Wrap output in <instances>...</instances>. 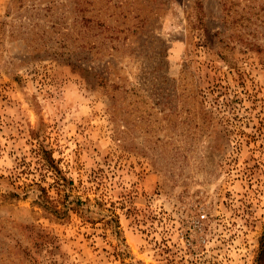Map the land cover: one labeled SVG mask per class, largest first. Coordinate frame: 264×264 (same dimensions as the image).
<instances>
[{
    "label": "rangeland",
    "instance_id": "obj_1",
    "mask_svg": "<svg viewBox=\"0 0 264 264\" xmlns=\"http://www.w3.org/2000/svg\"><path fill=\"white\" fill-rule=\"evenodd\" d=\"M262 234L264 0H0V264H256Z\"/></svg>",
    "mask_w": 264,
    "mask_h": 264
},
{
    "label": "trees",
    "instance_id": "obj_2",
    "mask_svg": "<svg viewBox=\"0 0 264 264\" xmlns=\"http://www.w3.org/2000/svg\"><path fill=\"white\" fill-rule=\"evenodd\" d=\"M37 156H38V160L42 166H44L48 170H50V169H52V171L57 170L55 159L53 158L50 149L44 148L43 146H40L38 148V151H37ZM35 185L37 186L38 189H40L41 193L38 195L39 197H43L44 195L47 196V192H46L47 190H46L45 186L41 185L40 182H35ZM39 201H40V203H45V202H43L44 198H40ZM53 210L57 211L56 208H54ZM255 263L256 264H264V234H262L260 237V247L258 250V254H257L256 260H255Z\"/></svg>",
    "mask_w": 264,
    "mask_h": 264
}]
</instances>
